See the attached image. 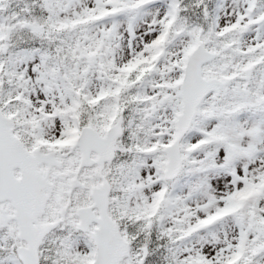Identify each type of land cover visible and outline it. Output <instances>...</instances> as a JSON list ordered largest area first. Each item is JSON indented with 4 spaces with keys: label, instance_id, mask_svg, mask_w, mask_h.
<instances>
[{
    "label": "snow or ice",
    "instance_id": "1",
    "mask_svg": "<svg viewBox=\"0 0 264 264\" xmlns=\"http://www.w3.org/2000/svg\"><path fill=\"white\" fill-rule=\"evenodd\" d=\"M0 264H264V0H0Z\"/></svg>",
    "mask_w": 264,
    "mask_h": 264
}]
</instances>
